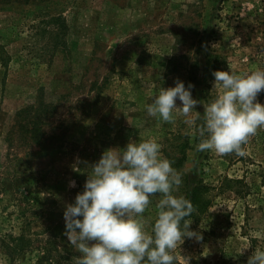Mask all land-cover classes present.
<instances>
[{
  "label": "rangeland",
  "instance_id": "374dc122",
  "mask_svg": "<svg viewBox=\"0 0 264 264\" xmlns=\"http://www.w3.org/2000/svg\"><path fill=\"white\" fill-rule=\"evenodd\" d=\"M256 69H264V0L1 2L0 264H12L3 237L20 234L32 245L14 264H78L66 205L105 150L149 138L182 173L177 195L208 189V209L190 218L203 240L185 238L176 264H247L264 249V129L243 156L198 152L196 129L218 92L213 72ZM178 79L200 101L193 125L182 114L174 122L147 114ZM156 203L144 214L149 230Z\"/></svg>",
  "mask_w": 264,
  "mask_h": 264
},
{
  "label": "clouds",
  "instance_id": "9594fccd",
  "mask_svg": "<svg viewBox=\"0 0 264 264\" xmlns=\"http://www.w3.org/2000/svg\"><path fill=\"white\" fill-rule=\"evenodd\" d=\"M213 75L218 92L200 117L196 150L243 156L244 145L264 129V103L258 99L264 69L243 75L215 70ZM193 87L179 79L173 87H161L145 105L147 114L167 122L182 114L186 124H195L191 113L200 101L193 98ZM162 148L155 138L130 140L123 149L105 150L89 167L84 190L64 210L65 235L80 253L78 264H176L174 250L185 238L203 240L201 232L190 229L196 205L177 195L182 173ZM153 198L157 214L149 230L144 214ZM247 264H264V249L257 246Z\"/></svg>",
  "mask_w": 264,
  "mask_h": 264
},
{
  "label": "trees",
  "instance_id": "16d2710c",
  "mask_svg": "<svg viewBox=\"0 0 264 264\" xmlns=\"http://www.w3.org/2000/svg\"><path fill=\"white\" fill-rule=\"evenodd\" d=\"M9 1L10 0H8V2ZM27 1L28 0H26V2ZM1 2H6V0H0V3ZM20 114L21 112L18 113V115ZM36 124L37 123L33 124V133L38 130ZM34 138H36V136H34ZM185 159L186 156L184 154L179 159H176L178 161L176 162V166H183ZM207 190L208 189L206 186H204L203 184H198L191 191L190 199L197 207V211L195 212L196 214L204 213L208 209L209 201L206 199ZM2 245L6 250L7 257L9 258L11 263L14 264L25 251L31 248L32 244L30 242H27L26 236L24 234H20L19 236L8 235L6 237H3ZM45 254L48 255L50 253L45 252Z\"/></svg>",
  "mask_w": 264,
  "mask_h": 264
}]
</instances>
